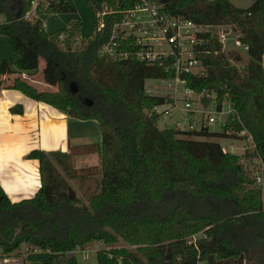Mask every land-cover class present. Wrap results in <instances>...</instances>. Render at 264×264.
<instances>
[{"label": "trees", "instance_id": "1", "mask_svg": "<svg viewBox=\"0 0 264 264\" xmlns=\"http://www.w3.org/2000/svg\"><path fill=\"white\" fill-rule=\"evenodd\" d=\"M90 1L96 8L118 1L125 9L137 0ZM154 1L200 24L231 25L249 46V61L239 66L240 53L224 52L217 36L205 34L206 73L189 78L194 89L215 94L218 107L227 99L236 109L221 131L203 124L189 130L159 127V115L149 109L167 98L148 93L146 81L161 77L160 67L101 55L115 18L108 16L102 30L74 48L82 19L64 40L62 33L44 28L49 14L76 12L68 0L54 2L35 20L24 18L27 0H0L6 17L0 32L18 55L0 62V77L37 70L43 60L44 79L57 91L38 90L20 77L8 87L72 117L94 120L101 133L99 143L69 144V152L33 149L29 158L39 162L41 185L32 197L13 201L0 183L4 256L28 245L31 262L78 264V253L68 252L103 242L110 248L97 251L98 264H264V187L254 185L239 155L224 153L213 140L236 138L246 128L257 148L245 155L264 163V0L245 8L231 0ZM72 83L78 86L75 93ZM81 148L100 156L101 188L89 205L55 164L65 163L71 178L89 176L69 169L71 153ZM121 239L135 248L117 246Z\"/></svg>", "mask_w": 264, "mask_h": 264}, {"label": "built area", "instance_id": "2", "mask_svg": "<svg viewBox=\"0 0 264 264\" xmlns=\"http://www.w3.org/2000/svg\"><path fill=\"white\" fill-rule=\"evenodd\" d=\"M27 1L30 8L24 18L35 20L39 12L46 11L58 0ZM119 5L118 1L105 3L100 8L92 5L95 13V32L105 27L108 16L115 18L110 38L103 44L100 52L106 59L132 60L160 67L163 75L150 80L155 83L160 81L164 86L153 93L155 88L152 91V88L146 85V91L167 99L165 104L155 106L152 112L164 117H172L174 111H178L179 115H183L179 123L187 121L191 128H196L198 122L210 126L216 121L221 122L224 127L232 115L238 114L230 101L224 99L221 107H218L219 102L215 94L194 89L189 79L191 76L199 77L206 73L201 58L204 51L202 46L208 40L204 35L217 36L222 43H225L228 36L236 32L231 25L200 24L192 19L169 13L154 0H137L132 7L125 9L120 8ZM50 15L56 14H49V18ZM48 19L44 22V28L54 32L46 26ZM236 33L237 44L244 53H248L249 46L242 43L239 33ZM61 38L64 40V34ZM243 52L238 53L243 56ZM204 98H210L208 107ZM224 105L227 109H224ZM215 115H224L227 118L224 121ZM222 150L228 153L223 147ZM244 169L255 177V186L264 187L263 171H253L247 165H244ZM91 251L92 249L78 247L68 253L70 255L78 253L86 260L90 257Z\"/></svg>", "mask_w": 264, "mask_h": 264}, {"label": "rangeland", "instance_id": "3", "mask_svg": "<svg viewBox=\"0 0 264 264\" xmlns=\"http://www.w3.org/2000/svg\"><path fill=\"white\" fill-rule=\"evenodd\" d=\"M233 4L239 7H249L253 4L255 0H231ZM68 2L76 9L75 13H58L56 15H50V18L46 22V26L48 29L56 32V33H62L64 34V37L68 35V29L70 26H72L75 21L78 19H82L83 26L78 31L75 39L73 40L72 46L74 48H79L81 46V41L83 39H87V36H91L95 32V13L92 8V2L90 0H68ZM6 20V17L4 14L0 13V23H3ZM237 33L232 32L225 43H223V51L224 52H243L239 45L237 44ZM244 53V52H243ZM229 60L231 61V58H233L232 55ZM5 59H18V55L16 52L12 49L9 38L2 34L0 32V62ZM249 61L248 54H243V59L241 62H238L239 66H242V64H246ZM46 66V63L41 60L39 62V68L37 70H33L31 72L29 71H23V72H17L5 75L3 77H0V85H11L14 83L15 79L17 77H20L21 79L25 80L28 84L33 85L38 90H46L55 92L57 91L58 87L55 85H51L46 82L44 79V68ZM146 85L150 86L152 88L153 93L161 90V87L164 86L163 83L160 81H157L156 83L152 80H147ZM210 99V98H209ZM209 104H206V107H208ZM162 109V108H160ZM224 109H227V106L224 105ZM152 109H149L151 111ZM148 111V110H147ZM218 119L224 120L227 117H224V115H215ZM183 118V115H179L178 111H174V114L172 117H164L163 115H159L158 119V125L160 128H166V127H174L176 129L181 130H189L193 129L190 127L189 122L183 121L179 123V120ZM241 119H239L240 121ZM73 123H78L79 121L77 119H74L71 121V127L73 130H77V128H80V131L82 134L92 143H99L101 140V133L100 130L93 120H84L82 123L77 124V126ZM197 129L201 127V123L198 122L195 126ZM211 131H221L223 129L222 123L216 121L215 123H212L210 126ZM74 132V131H73ZM237 137L236 138H213V140H217L220 142L221 146L226 150V152H230L232 154L239 155L241 158V162L244 165H247L251 167V170L253 171H264V163L259 158V156H249L245 155V151L248 150L249 153H254L257 146L254 144L253 137L249 133V131L245 128L240 132H236ZM35 139V137H33ZM198 139H201V137H196ZM85 139V138H84ZM83 139V140H84ZM83 140H72V145H81L84 144ZM87 140V139H86ZM85 140V141H86ZM84 141V142H85ZM81 150V151H80ZM85 148L79 149L76 153L73 151L70 156L69 165L70 168L78 169L77 172H81L82 174L88 175L85 177H75L71 178L69 176V173L67 172V167L64 164L57 163L55 161L56 166L58 168L59 173L64 177V179L74 187L76 190V193L78 197L80 198V201L83 204L90 203V200L94 194L100 191L101 188V164H100V158H97L98 152H84ZM28 155V154H27ZM83 168H86L88 170H84ZM91 168V169H89ZM83 169V170H80ZM29 197H32L35 195V193H28ZM24 197V198H29ZM23 198V199H24ZM201 234L193 235L191 236L193 239H197L200 237ZM117 246L119 247H128L131 249H134L135 247L129 246L126 242H124L122 239L117 243ZM107 245L103 242H93L92 244H88L85 246V248L92 249L90 252V257L86 260L82 259V256L80 254L76 255L78 264H98V257H97V251L100 248H105ZM107 248H110L109 246ZM29 250H31L28 245H23L21 249L13 252L10 256H4L2 253V250H0V264H37L35 262H31L28 260V253ZM8 259V260H7Z\"/></svg>", "mask_w": 264, "mask_h": 264}, {"label": "crops", "instance_id": "4", "mask_svg": "<svg viewBox=\"0 0 264 264\" xmlns=\"http://www.w3.org/2000/svg\"><path fill=\"white\" fill-rule=\"evenodd\" d=\"M74 119L79 124L84 121L18 89L0 85V183L11 200L36 194L41 185L39 162L29 158L33 149L69 152L72 140L85 138L83 143H91L80 128L72 129Z\"/></svg>", "mask_w": 264, "mask_h": 264}, {"label": "water", "instance_id": "5", "mask_svg": "<svg viewBox=\"0 0 264 264\" xmlns=\"http://www.w3.org/2000/svg\"><path fill=\"white\" fill-rule=\"evenodd\" d=\"M71 90H72L73 93L77 92L78 86L75 83H72L71 84ZM88 103L92 104L93 102L92 101H88Z\"/></svg>", "mask_w": 264, "mask_h": 264}]
</instances>
